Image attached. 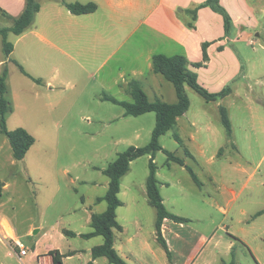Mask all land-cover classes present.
Masks as SVG:
<instances>
[{
  "label": "rangeland",
  "instance_id": "1",
  "mask_svg": "<svg viewBox=\"0 0 264 264\" xmlns=\"http://www.w3.org/2000/svg\"><path fill=\"white\" fill-rule=\"evenodd\" d=\"M37 1L44 6V13L34 22L40 27L51 22L46 15L51 1ZM64 17L52 22L68 23ZM261 22L264 26V16ZM10 26L0 13V29ZM68 34L59 31L61 51L38 44L33 37H8L14 51L6 63V97L11 105L7 128H23L35 144L17 162L8 139L0 133V190L9 185L0 192V264H39L31 259L35 249L44 253L49 247L62 253L77 250L83 260L88 258V239L65 232L92 230L91 214L107 209L105 201L97 202L108 190L109 178L103 171L130 147L147 146L156 123L154 113L126 116L122 106L105 99L132 103L129 84L135 80L142 83L150 101L177 103L172 83L127 54L135 39L120 51L119 69L116 58L98 72L100 63L92 57L94 44L89 36L83 31ZM235 41L246 77L227 84L231 94L212 102L186 85L190 109L159 139L162 148L186 161V166L170 161L164 151L155 154L154 163L158 180L165 185L162 193L168 208L189 221L183 230L185 247L203 235L207 248L232 255L235 264H264V213L257 216L264 212V28L247 29ZM36 43L38 55L33 56L30 51ZM2 47L0 41V59L5 57ZM112 66L115 73L109 75ZM21 68L44 78L30 75L41 81L35 83ZM46 81L51 82L49 88ZM221 108L230 120V138L221 121ZM150 159L147 155L132 162L122 178L120 217L138 213L151 224L157 221V211L149 205L145 191ZM2 220L9 222L28 257L20 259L19 250L11 249ZM81 260L75 258L68 264Z\"/></svg>",
  "mask_w": 264,
  "mask_h": 264
},
{
  "label": "crops",
  "instance_id": "2",
  "mask_svg": "<svg viewBox=\"0 0 264 264\" xmlns=\"http://www.w3.org/2000/svg\"><path fill=\"white\" fill-rule=\"evenodd\" d=\"M49 1H51V5L47 4L49 10L46 15L51 22L40 23V27L35 26L36 24L34 23L25 33L19 36L20 40L25 37H33L38 44L48 45L50 48L55 47L61 51L59 31L69 32V37L72 36L70 34L71 31L77 32V35L80 31H83L94 44L92 57L100 63L97 68L98 72L108 62L116 58L119 69V63L123 61L119 57V53L132 39H135L136 42L133 47L129 48L128 51L131 52L127 54H130L134 61L142 60L146 65V69L151 73L153 56L158 54L166 56L184 55L191 64L201 63L203 60V45L209 44L207 47L208 63L201 68L190 66V70L196 73L198 83L213 94L221 92L227 84L237 82L239 79L246 77L243 58L233 46V41L242 36V33L247 29L259 30L264 28L261 22L264 16V0H220V4L228 12L232 20V25L227 33L223 17L210 8L198 10L194 28L190 29L192 16L187 11L194 10L207 0ZM62 2L95 3L97 10L93 14L75 16L62 5ZM54 3L55 5H53ZM40 6L41 10L35 21L41 13H44V6L42 4ZM24 8L25 0H0V13L11 22V26L8 28L13 26L14 19H17L22 14ZM52 14L56 17H51ZM59 16H65L64 18H66L68 23L54 24V20ZM54 31L57 33H54ZM122 33H125V36L124 40L121 41ZM233 33L236 34L235 38L232 37ZM0 41L3 44L2 36H0ZM36 50L37 43L33 52L31 53L30 51V54L36 53ZM7 62L5 57L0 59V68L2 69L0 75ZM114 71L115 67L112 66L109 68L108 74H114ZM28 74L31 75V73ZM133 74L136 75L137 72L133 71ZM140 74H142L141 71ZM31 76L38 79L44 78L43 75ZM50 85L51 82L48 81L46 86ZM155 85L159 86V84ZM186 115L187 113L181 118ZM179 121L180 118L177 120V125ZM192 125L194 126L195 123H192ZM187 156L193 157L190 152H187ZM184 163L186 166V161ZM4 186L5 188L1 189L0 192L9 187L8 184ZM166 186H169V184L167 183ZM164 187L165 185L160 182V193L164 205L171 214L175 215L177 213L167 206L166 199L162 193V188ZM119 210L117 211V220L122 227V231L115 233L114 248L127 264H235L232 255L225 254L223 256L216 249L207 248L208 239L203 235H199L191 246L185 247L183 230L187 224L172 220H164L160 228L161 237L167 245L168 256L167 251L157 240L156 222L151 224V221L147 222L138 213L120 217L118 214ZM1 226L11 239V245L14 241H19L7 220H2ZM90 232L92 230L76 234L79 236ZM101 238L88 239V253H86L88 258L84 260L77 250L62 253L56 247H49L44 253H40L35 249L34 256L31 259L37 260L39 264H54L50 252L58 251L62 256L65 255L62 259L63 264H68V261L75 258L82 259L79 264H110L106 258L92 259L91 250L103 244V238L99 242ZM93 241L98 242L94 243Z\"/></svg>",
  "mask_w": 264,
  "mask_h": 264
},
{
  "label": "trees",
  "instance_id": "3",
  "mask_svg": "<svg viewBox=\"0 0 264 264\" xmlns=\"http://www.w3.org/2000/svg\"><path fill=\"white\" fill-rule=\"evenodd\" d=\"M62 5L75 16L93 14L97 10L95 3L80 4V3H67L62 2ZM210 8L215 13L220 14L224 19V26L226 33L232 25V20L228 12L220 4V0H207L194 10L187 11L192 16V23L190 29L194 28V21L199 9ZM41 6L37 0H25V8L22 14L14 19L13 26L11 28L0 29V36L3 38V53L7 61H10L12 53L14 51V45L8 41L10 34L20 36L25 33L35 22L37 14L40 12ZM4 13V12H3ZM6 15V13H4ZM209 44L203 45V60L201 63L191 64L186 56L175 55L166 56L158 54L153 56L152 59V71L154 74L161 75L165 80L172 83L177 96V103L169 104L162 100L150 101L146 92L142 87V83L139 81H132L129 84V93L133 99V102H120L112 98H106L105 100L111 101L114 104L122 106L126 111V116L139 117L148 113H154L156 115L155 128L152 133L151 142L142 148L130 147L124 153L118 155V158L112 163L103 174L109 178L108 190L104 197L98 198L97 202H106L107 209L104 213L91 215V228L92 232L87 234H80L79 237L84 239H92L95 237H102L104 242L102 245L96 246L91 250L92 259L106 258L110 264H127L116 252L114 248L115 233L122 231V227L117 220V211L123 206V203L119 199L121 190V180L130 171V165L132 162L144 156H151L149 162V175L146 181V192L149 205L157 211V240L162 247L169 252L167 245L160 234V228L164 220H172L178 223H187L188 220L177 217L171 214L165 207L163 198L160 193V182L157 176V167L154 163L155 154L159 151H164L168 155V159L181 166H185L182 159L175 157L173 154L166 152L159 144V139L165 135L168 131L172 130L176 124L178 118L184 116L190 109V100L186 94L185 86L187 85L203 97L206 101L212 102L217 99H223L231 94V86H226L219 93H210L204 87L198 83L197 75L190 70V66L194 68L204 67L208 61L209 56L207 54V47ZM21 72L26 77L31 78L35 83L40 84L41 81L31 77L23 68ZM8 69L4 68L0 75V133L4 135L11 146L12 154L17 162H21L26 157L27 153L35 144V139L23 128H17L10 131L7 128V115L11 112V105L7 99V79ZM221 121L225 127L227 136L230 138L231 124L228 118V114L224 108L220 109ZM175 139L180 143V139L175 135ZM190 170V169H189ZM193 180L198 183V179L190 170ZM264 212H260L257 216L262 215ZM68 236H77L73 232H65ZM54 264H63L62 256L58 251L50 252ZM233 264V263H231Z\"/></svg>",
  "mask_w": 264,
  "mask_h": 264
},
{
  "label": "built area",
  "instance_id": "4",
  "mask_svg": "<svg viewBox=\"0 0 264 264\" xmlns=\"http://www.w3.org/2000/svg\"><path fill=\"white\" fill-rule=\"evenodd\" d=\"M11 249L19 250V258L22 259L23 257L28 256L29 252L26 250V248L21 244L20 241H14V243L11 245Z\"/></svg>",
  "mask_w": 264,
  "mask_h": 264
}]
</instances>
